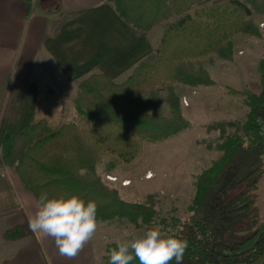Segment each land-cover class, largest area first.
Wrapping results in <instances>:
<instances>
[{
  "label": "trees",
  "instance_id": "16d2710c",
  "mask_svg": "<svg viewBox=\"0 0 264 264\" xmlns=\"http://www.w3.org/2000/svg\"><path fill=\"white\" fill-rule=\"evenodd\" d=\"M108 2L138 31L161 24L157 47L120 83L101 72L82 79L73 100L74 119L57 129L44 118H33L35 83L10 86L0 113V160L14 169L37 202L42 193L77 195L96 203L97 220L125 218L146 224L155 214V201L151 196L145 202L120 198L95 172L99 153L129 161L141 141L155 142L187 128L171 83L212 85L209 74L195 70L192 60L209 54L230 60L234 34L259 33L247 17L264 15V0ZM259 83L258 94L246 93L243 122L210 124L221 133L217 148L222 154L194 175V196L182 217H169L176 225L174 233L187 241L182 264H264V217L256 203L258 182L264 177V57ZM162 89L167 91L169 114L163 113L158 97ZM116 246H106L101 264H108L106 253Z\"/></svg>",
  "mask_w": 264,
  "mask_h": 264
},
{
  "label": "crops",
  "instance_id": "0c3cea01",
  "mask_svg": "<svg viewBox=\"0 0 264 264\" xmlns=\"http://www.w3.org/2000/svg\"><path fill=\"white\" fill-rule=\"evenodd\" d=\"M159 36L157 28L125 23L108 0H0V113L10 86L33 82L34 120L59 127L75 116L80 80L101 72L122 82ZM37 204L13 168L0 170V264H97L103 248L96 233L68 259L53 238L32 232Z\"/></svg>",
  "mask_w": 264,
  "mask_h": 264
},
{
  "label": "rangeland",
  "instance_id": "374dc122",
  "mask_svg": "<svg viewBox=\"0 0 264 264\" xmlns=\"http://www.w3.org/2000/svg\"><path fill=\"white\" fill-rule=\"evenodd\" d=\"M247 18L259 33L234 34L230 38V60L217 54L192 60L195 70L209 74L214 81L212 85L199 88L171 83L180 113L189 123L187 128L155 142L141 141L137 155L129 161H119L106 151L99 153L94 168L106 186L116 190L126 201L145 202L149 196L155 201V214L146 224L140 220L135 224L125 218H115L112 222L98 220L96 236L101 239L103 255L107 245L128 238L126 233L142 235L154 227L174 233L176 225L169 217H182L191 204L195 192L194 175L222 154L217 148L222 141L221 133L210 128V124L245 120L246 93H259V61L264 57V15L252 13ZM160 25L151 28H157L159 35ZM158 97L163 113L169 114L167 91L160 90ZM0 165V170L8 167L1 164V160ZM256 193L258 212L264 217V177L259 180Z\"/></svg>",
  "mask_w": 264,
  "mask_h": 264
},
{
  "label": "clouds",
  "instance_id": "9594fccd",
  "mask_svg": "<svg viewBox=\"0 0 264 264\" xmlns=\"http://www.w3.org/2000/svg\"><path fill=\"white\" fill-rule=\"evenodd\" d=\"M29 229L44 237H51L59 254L68 259L75 258L90 242L97 229V205L77 195L49 197L42 193L37 209L28 220ZM128 238L116 241L110 249L108 264H182L187 241L171 231L160 227L149 228L142 235L126 233ZM101 264V257H96Z\"/></svg>",
  "mask_w": 264,
  "mask_h": 264
}]
</instances>
